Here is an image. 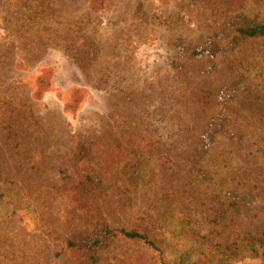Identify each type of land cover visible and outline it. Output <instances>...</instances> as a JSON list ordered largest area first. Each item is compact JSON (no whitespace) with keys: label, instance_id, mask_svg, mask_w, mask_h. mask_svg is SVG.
Returning <instances> with one entry per match:
<instances>
[{"label":"rangeland","instance_id":"rangeland-1","mask_svg":"<svg viewBox=\"0 0 264 264\" xmlns=\"http://www.w3.org/2000/svg\"><path fill=\"white\" fill-rule=\"evenodd\" d=\"M239 15L264 21V0H0V114L22 126L0 125V264H81L104 224L170 259L186 222L223 245L264 229V37L235 41ZM96 256L156 264L122 237Z\"/></svg>","mask_w":264,"mask_h":264},{"label":"trees","instance_id":"trees-1","mask_svg":"<svg viewBox=\"0 0 264 264\" xmlns=\"http://www.w3.org/2000/svg\"><path fill=\"white\" fill-rule=\"evenodd\" d=\"M28 26L32 25L33 18H26L24 20ZM236 38L235 41L240 42L251 38L264 37V21L249 20L243 15H239L235 23ZM209 52L208 49L194 51L195 55H202ZM54 74L50 69L40 71L36 79L35 97H40L41 94L48 90L53 89ZM88 95L84 88L76 89L72 92L71 101L66 105L67 110L75 109L83 99ZM19 104H12L9 108L5 109L0 114V125L8 135L13 138L18 137L21 133V123L18 112ZM17 115V116H16ZM86 182L90 183L91 180L87 176ZM148 214L145 219H149ZM184 226L182 236L190 242L191 249H183L175 259H170L166 256L163 248L160 247L154 239L150 236L149 232L142 225H134L130 229H111L108 225L104 224L100 233L89 239L87 244V254L81 264H96L98 250L103 249L106 244L116 238L122 237L126 240L133 241L140 245L144 250L155 254L156 264H211L210 256L215 254L217 256L229 257L230 255L241 254V256L250 261H256V264H264V229L258 230L254 233H247L242 230L235 232L233 241L228 245L211 242L206 236L197 233L194 228L190 226L189 222ZM247 241L246 243H242ZM69 248H78L76 242L69 241L67 244ZM190 251L194 254L191 255ZM216 264H232L228 258H224Z\"/></svg>","mask_w":264,"mask_h":264}]
</instances>
